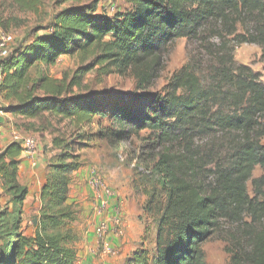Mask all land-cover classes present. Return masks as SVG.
I'll use <instances>...</instances> for the list:
<instances>
[{
	"label": "trees",
	"instance_id": "trees-1",
	"mask_svg": "<svg viewBox=\"0 0 264 264\" xmlns=\"http://www.w3.org/2000/svg\"><path fill=\"white\" fill-rule=\"evenodd\" d=\"M124 1L128 8L113 14L99 11V0L66 8L56 14L46 34L5 56L2 87L6 98L16 101L6 110L19 119L49 114L82 126L92 125L96 117H108L110 126L91 135L110 145L148 131L152 150L162 149L152 172L162 179L167 198L160 208L156 250L141 248L124 264H207L202 246L222 219L239 222L250 215L257 221L264 216V82L259 72L237 64L231 54L213 64L205 79L188 63L172 76L163 94L130 97L142 103L139 108L120 97L105 106L94 96L73 95L72 88L81 87L83 74L92 66L78 69L82 74L69 84L44 75L31 87L30 70L38 62L54 65L63 55H94L103 70L132 72L136 87L145 90L159 75L166 46L178 38L200 36L210 21L223 22L230 33L240 24L243 32L235 34L236 42L259 45L264 59V0ZM14 2L22 8L34 4V0ZM38 90L43 94L37 95ZM73 144L83 142L54 139L70 162L52 167L31 236L19 229V206L29 194L18 179L23 147L12 141L0 149V179L13 193V208L0 214V264L78 261L73 234L77 211L68 202L71 174L80 167ZM210 164L215 167L210 171L214 178L206 182L204 173ZM258 166L263 174L252 178ZM250 180L254 196L248 191ZM251 247L247 256L235 254L234 262L264 264V229L252 237Z\"/></svg>",
	"mask_w": 264,
	"mask_h": 264
},
{
	"label": "rangeland",
	"instance_id": "rangeland-1",
	"mask_svg": "<svg viewBox=\"0 0 264 264\" xmlns=\"http://www.w3.org/2000/svg\"><path fill=\"white\" fill-rule=\"evenodd\" d=\"M95 0H34L32 8H22L14 0H0V43L4 37H10L6 44L8 52L31 43L36 36L46 34L52 26L54 18L60 11L72 6H87ZM128 4L124 0H99L98 9L109 14L117 10H125ZM236 31L230 33L223 22L210 21L202 30L200 36L178 38L170 42L161 52V65L158 77L152 85L145 90L136 87V78L132 72L119 74L103 70L101 65L95 64V56H85L81 53L61 56L56 64L48 66L36 63L30 70V87L40 77L48 75L58 80H67L69 84L82 66H92L81 79V87L72 88L73 95L94 96L105 106H110L118 98L124 99L129 106L141 107L142 103L133 101L130 97L140 95L152 98L163 94L172 76L184 65L192 64L202 78H206L213 64L219 63L220 58L230 54L237 64L250 66L259 72L264 82V59L262 48L256 44H238L235 34L242 33L240 24ZM225 46V47H224ZM5 56L0 55V114L6 118L7 124L18 135L24 137L33 135L40 143L41 153L38 159L42 161L41 172L45 175L44 182H35L27 187L31 193L20 207V231L25 235H34L36 220L42 212L44 203L41 190L49 178L52 167L60 162H70L64 159L63 152L56 145L54 139L60 138L64 142H83V145L73 144L74 154H78L77 162L80 167L71 174L69 191V204L77 211V220L73 223L74 242L80 251L85 250L88 234L96 226L105 221L109 214L119 213L120 225H113L105 239L109 243V250L104 249V240L97 237L96 249L89 260H80L76 264H124L137 250L146 248L154 252L157 247V230L161 215V205L167 198V191L162 179L152 172V167L161 148L153 151L149 143V132L142 131L120 145H110L106 139L95 137L102 126H110L108 117H96L92 125L82 126L70 119H61L45 114L31 120L18 119L6 109L16 103L14 99L6 98L3 89L4 80L2 63ZM37 95L43 92L38 90ZM67 95V97H71ZM126 99V100H125ZM100 103V104H101ZM6 126L0 123V136ZM82 134L85 137H80ZM92 136V138H90ZM14 141H17L13 137ZM1 142V141H0ZM204 142V141H203ZM206 142V141H205ZM264 142V139H263ZM202 141H199L201 144ZM156 154L152 158L153 154ZM43 154V160H41ZM23 161V159H22ZM37 168V167H34ZM39 168V169H40ZM214 164L206 167L204 176L206 182L213 181ZM263 174L261 167H256L253 177ZM23 179V174H22ZM0 214L13 208V193L7 191L0 179ZM104 186L110 188L115 196L112 198L110 208L116 205L117 210H106L98 204L103 196ZM248 191L254 196L252 180L248 182ZM150 203L152 210L146 206ZM262 200V199H261ZM264 229V216L261 220H253L250 215H244L242 221L222 219L219 227L214 231L202 248L207 264H236L234 255L247 256L252 250V237ZM2 242H0V249ZM86 261V263H84Z\"/></svg>",
	"mask_w": 264,
	"mask_h": 264
},
{
	"label": "built area",
	"instance_id": "built-area-1",
	"mask_svg": "<svg viewBox=\"0 0 264 264\" xmlns=\"http://www.w3.org/2000/svg\"><path fill=\"white\" fill-rule=\"evenodd\" d=\"M10 41V37H4V41L0 43V55L1 56H7L9 54L8 49L6 48V44ZM15 138L17 141H19L23 147V156L27 159L30 160L31 164L33 166H36L38 163V152L41 153L40 149V143L37 137L33 135H27V136H20V135H15ZM103 196H100L98 199V204L101 206L103 209H114L117 210V206L112 204L111 206L110 202L112 198H114L115 194L114 192L104 186L103 188ZM110 212L108 211V217L106 218L105 221L100 222L96 228H95V233L98 238L104 240V249L109 250V243L105 237L107 236L108 232L112 230V226L115 225H120L121 223V217L118 212L115 214H109Z\"/></svg>",
	"mask_w": 264,
	"mask_h": 264
},
{
	"label": "crops",
	"instance_id": "crops-1",
	"mask_svg": "<svg viewBox=\"0 0 264 264\" xmlns=\"http://www.w3.org/2000/svg\"><path fill=\"white\" fill-rule=\"evenodd\" d=\"M19 119V118H18ZM0 123L6 126V129L3 131L2 135L0 136V149H4L9 143H11L13 137L15 138V135L19 134L15 132L12 128V124H7L6 123V118L0 114ZM41 160H43V154ZM22 163L20 165V170H19V175L18 179L19 182L31 186L35 182H44L45 175L41 172V166H42V161L38 159V163L36 166H33L30 162L29 159L25 158L22 156ZM37 167V168H34ZM40 168V169H39ZM22 174H23V179H22ZM1 185V184H0ZM29 200L31 198V193H29L28 196ZM96 241H97V235L95 233V229L91 230V232L88 234L87 237V243L85 244L86 247L84 248L85 250L79 252V263L80 260H89L90 258L88 256H92L93 252L96 249ZM86 263V261L84 262Z\"/></svg>",
	"mask_w": 264,
	"mask_h": 264
}]
</instances>
